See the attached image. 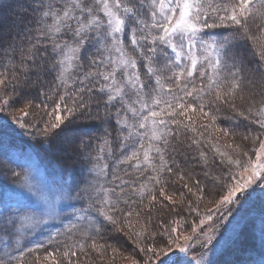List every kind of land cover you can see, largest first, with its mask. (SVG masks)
Listing matches in <instances>:
<instances>
[{
    "label": "snow or ice",
    "instance_id": "1",
    "mask_svg": "<svg viewBox=\"0 0 264 264\" xmlns=\"http://www.w3.org/2000/svg\"><path fill=\"white\" fill-rule=\"evenodd\" d=\"M32 89L51 110L33 103ZM34 108L54 118L34 125ZM225 111L231 127L218 123ZM80 118L100 121L102 135L77 132ZM23 133L66 144L79 172L62 166L55 186L0 172V264H28L26 253L32 264H82L81 254L103 264L120 251L113 233L143 253L132 264H256L221 259L244 250L254 218L239 231L229 221L216 244L205 219L184 243L176 226L152 230L154 212L185 203L183 189L198 201L226 192L216 201L222 220L258 197L264 264V0H16L0 11V157L21 169L23 154L9 151ZM216 133L258 142L255 161L242 143L222 150Z\"/></svg>",
    "mask_w": 264,
    "mask_h": 264
},
{
    "label": "trees",
    "instance_id": "2",
    "mask_svg": "<svg viewBox=\"0 0 264 264\" xmlns=\"http://www.w3.org/2000/svg\"><path fill=\"white\" fill-rule=\"evenodd\" d=\"M16 0H0V11H7L10 6H15ZM259 21H257L258 23ZM50 79V77H47ZM31 91V96L30 99L33 100L34 104H40L41 101H44L43 96H39L37 91L35 89L30 90ZM44 103L48 104L49 110L53 107V103L51 101H44ZM22 107L23 105H19ZM32 114L27 118L29 121H31L34 125H39V127H43L42 120H49L53 119V116L46 115L45 111L42 108H34L30 110ZM96 105H93V116L96 114ZM100 113L101 115L103 114V108H100ZM17 116L21 115L20 112L15 113ZM192 119L197 121L200 124H207L208 120L207 118L203 116H198L195 113H192ZM231 115L230 112L225 111L219 114L218 117V123H220L222 126L225 127H231L233 125V122L229 121L226 119L227 116ZM114 124V122H113ZM78 125L79 127L77 128V132H86L91 136H99L102 135V131L100 128V121L92 119V120H83L82 118L78 119ZM86 125V126H85ZM13 127H15L13 125ZM241 131L243 130L242 128L240 129ZM17 133H20L21 130L18 128L16 129ZM116 133L113 132V139L115 138ZM216 136L219 138V144L222 148V150H227L229 152H232L234 154V149H224V145L227 144H235L232 142H227L222 137L220 134L216 133ZM88 137H85L87 139ZM93 145L99 143L97 140L92 141ZM242 143V146L245 151H248L249 156L252 157V153L254 152L253 149L256 148V145H253L251 138L248 141L245 142H240ZM27 147L30 151L36 155L40 166H44L45 171L48 172L50 171L48 167L55 166L57 167L60 171L62 166H71L73 169H75L77 172H79V164L75 162V159L70 160L67 158L65 149H66V144L62 143L61 141L57 140L54 142L49 143V141L45 140L42 136L36 135L29 137L27 133L23 134H18L14 140V146L11 148L14 150V147ZM115 147V145H113ZM10 149V150H11ZM10 152V151H9ZM178 159L183 160L182 157H178ZM247 159V158H244ZM6 168H14L17 172H21L22 176L24 175L25 171L21 168H16L15 164H8V161L3 159V157H0V172H3ZM242 169H237L240 173ZM198 178L202 180V182L207 183L203 179V174L200 172V169H196ZM216 175H221V172L219 169H216L213 171V176ZM0 178L3 179V176L0 175ZM14 177H12L10 174L8 175V180L11 182ZM180 187V185H178ZM185 192V203L180 205L179 207H176L175 205H170L174 210L171 212H168L165 210L162 213H153V231H158L161 227V224L166 225V226H176L178 227V233H174L173 235L176 234H181V228L184 226L185 228H188L187 226H190V224H197V212L196 211H190L189 208L187 207V201L188 200H193L192 196L187 193L186 189H183ZM175 196H180L179 192ZM196 197V196H194ZM180 199L176 197V202L179 203ZM186 205V206H185ZM195 208V207H194ZM199 211V210H198ZM200 215V214H199ZM252 220V219H251ZM176 221L177 223L174 225L172 222ZM245 226V225H244ZM244 226L242 228H244ZM244 236L242 237L243 240V251H228L224 257L221 259H227V260H240V261H246L250 257L256 261V264H259V253L261 251V240H260V223H258L254 219V224L248 225V228L245 232ZM114 239L110 241L114 246H118L120 248V251H118L115 254V258L117 259H112L108 257H104L103 259V264H124L122 258H129L130 260H133V256H137L138 249L136 248V245L133 241H130L127 239L126 236L119 235V234H114ZM165 238V237H164ZM167 238V237H166ZM34 253H26V260L28 261V264H32V261L34 259L35 254ZM118 254V255H117ZM128 254H133V256L128 255ZM42 255V252H41ZM94 255V253L92 254ZM120 255V256H119ZM143 253H140L139 256H137V259H142ZM82 256V254H81ZM96 255L93 257L95 258ZM84 259V258H83ZM113 261L115 263H113ZM94 264H101V261L96 258L93 261ZM84 264V263H82ZM88 264V262H87ZM219 264V261H218Z\"/></svg>",
    "mask_w": 264,
    "mask_h": 264
},
{
    "label": "rangeland",
    "instance_id": "3",
    "mask_svg": "<svg viewBox=\"0 0 264 264\" xmlns=\"http://www.w3.org/2000/svg\"><path fill=\"white\" fill-rule=\"evenodd\" d=\"M220 134V133H218ZM220 136L222 137V135L220 134ZM225 141L227 142H232V143H240L241 141L239 139H237L236 141H233L231 138H223ZM245 142V141H243ZM259 148V143L257 142L256 148ZM22 155V163L25 164V168L23 169L25 172H27L29 179H32L33 181H38L40 182L43 186H55L56 183H61V178L59 176L60 170L55 167V166H50L48 167V169L50 170L47 174V172L45 171V167L44 166H40L39 161L36 157V155H34V153L32 151H30L29 149H27V147H14V150L11 149L9 152V155L12 157H17V156H21ZM251 159L253 161H255V152L252 153V157ZM264 162V161H262ZM240 173L243 176H247L250 173H243L242 170L240 171ZM2 179V178H0ZM257 191H260V189H257ZM223 194H226V192H222L220 195H217L215 197V199H213V197L208 196L207 193L204 194L203 198L200 199L199 201L197 200V197L192 196L193 200V207H197L198 205V210H199V214H197V224H190V226H187L188 228H185L184 226H182L181 228V243H184L183 241V235H188V234H192V228L193 227H197L199 225V221L201 219H205V223L202 226L203 232H207L209 235H213V231L212 229H215V239L213 240V243L216 244L217 241H219L220 243H223L222 240H220V237L222 235H225V226L229 224V221H231L232 225H237V231H239L246 223V221L251 220V219H255L258 223H260V219H259V205H260V200L259 198H255V205H253L252 203H249L248 205H245L244 208L241 209H236L235 207L233 208V213L235 215V219H232V217H229L227 220H222L220 219V212L216 211V201H218L221 196ZM176 197L181 199L180 196H174V200L176 201ZM186 206V205H185ZM211 214L213 219L212 220H207L206 216ZM203 232H201L200 228L198 227L197 230V234L203 236ZM246 234V233H245ZM37 239H42V237H38ZM165 239H167L165 237ZM42 252V250H41ZM116 254V253H115ZM34 255V254H33ZM96 255V254H94ZM93 255V256H94ZM112 253L109 250V252L107 254H105L106 257L108 258H112ZM118 255V254H117ZM133 256V254H128ZM104 256V257H105ZM120 256V255H119ZM143 257V255H142ZM209 257L210 258H215L212 256L211 253H209ZM80 260L82 263L87 264V260L83 259L84 256L80 255ZM133 258L137 259V256H133ZM117 259V258H115ZM124 261V264H132V260H130L129 258H122ZM113 263H115L113 261ZM41 264H45V262L43 260H41ZM94 264V263H93ZM98 264V263H97ZM116 264V263H115Z\"/></svg>",
    "mask_w": 264,
    "mask_h": 264
}]
</instances>
